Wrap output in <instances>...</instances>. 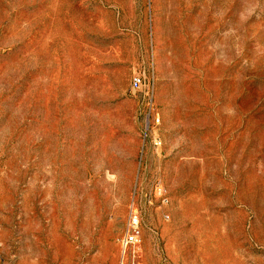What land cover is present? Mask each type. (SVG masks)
Instances as JSON below:
<instances>
[{"label": "rangeland", "instance_id": "1", "mask_svg": "<svg viewBox=\"0 0 264 264\" xmlns=\"http://www.w3.org/2000/svg\"><path fill=\"white\" fill-rule=\"evenodd\" d=\"M134 262L264 264V0H0V264Z\"/></svg>", "mask_w": 264, "mask_h": 264}, {"label": "crops", "instance_id": "2", "mask_svg": "<svg viewBox=\"0 0 264 264\" xmlns=\"http://www.w3.org/2000/svg\"><path fill=\"white\" fill-rule=\"evenodd\" d=\"M149 64L145 63L143 65H138L136 67V71L133 74H144L145 78V84L139 88L134 89L132 87V78L131 82H129L128 90H130L135 97L134 101L136 100V103H138L140 108L144 109V117L149 113L154 117L160 118V124L156 127H154L152 131L153 136H159L161 140L163 139L164 145L163 149L169 153L172 151V149H179V146L177 145L176 148L172 147L169 138L175 137L177 141H179L182 138V133L180 132L178 127H180L179 122H175L174 118L177 114H184L191 112L193 108H170L171 105L174 103L175 96L172 93V89L168 86V83L164 82V79L161 76V70L163 66L160 63V60L157 58V60L152 64V77L150 79L151 85L149 83V80L146 76V69L148 68ZM171 84V81H169ZM167 84V87H166ZM174 90V89H173ZM131 99H133L131 97ZM196 110L204 112L206 111V108H196ZM146 143L144 142V145ZM162 146V145H161ZM156 147V148H161ZM148 154L146 151H143L141 154L142 158L144 159Z\"/></svg>", "mask_w": 264, "mask_h": 264}, {"label": "built area", "instance_id": "3", "mask_svg": "<svg viewBox=\"0 0 264 264\" xmlns=\"http://www.w3.org/2000/svg\"><path fill=\"white\" fill-rule=\"evenodd\" d=\"M145 84L144 74L139 73L132 78V87L134 89H139ZM160 124V118L154 117L151 114L145 116V137L152 135L154 127ZM153 143L155 147H160L162 145V140L159 136H153ZM140 235L139 229V218L137 215H133L129 221L127 234L123 242L124 247L131 246L135 244ZM126 249V248H125ZM134 264H139L134 262Z\"/></svg>", "mask_w": 264, "mask_h": 264}]
</instances>
